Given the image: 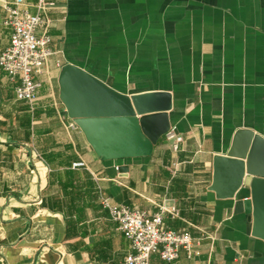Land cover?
<instances>
[{"label": "crops", "instance_id": "obj_1", "mask_svg": "<svg viewBox=\"0 0 264 264\" xmlns=\"http://www.w3.org/2000/svg\"><path fill=\"white\" fill-rule=\"evenodd\" d=\"M44 3L51 55L32 106L0 70V264H122L129 244L99 195L149 214L174 209L168 229L214 236L172 264H264L246 214L209 191L213 157L237 131L264 139V0ZM36 4L25 9L34 14ZM3 20L0 9V52L10 37ZM67 64L123 95L168 92L178 152L162 136L149 157L99 159L59 100ZM150 264L165 263L152 255Z\"/></svg>", "mask_w": 264, "mask_h": 264}, {"label": "water", "instance_id": "obj_2", "mask_svg": "<svg viewBox=\"0 0 264 264\" xmlns=\"http://www.w3.org/2000/svg\"><path fill=\"white\" fill-rule=\"evenodd\" d=\"M58 87L69 122L102 161L149 157L170 129L168 92L123 95L69 64L60 69ZM117 172L125 177L127 168ZM243 189L247 198L238 196ZM209 191L218 200L234 201L235 213L246 214L251 235L264 242V139L237 131L225 155L213 157Z\"/></svg>", "mask_w": 264, "mask_h": 264}, {"label": "built area", "instance_id": "obj_3", "mask_svg": "<svg viewBox=\"0 0 264 264\" xmlns=\"http://www.w3.org/2000/svg\"><path fill=\"white\" fill-rule=\"evenodd\" d=\"M48 5L37 0L35 13L25 9V0H0L4 13L3 25L10 30L9 45L0 52V70L11 82H16L15 99L33 105L40 82L35 77L42 73L51 55L49 45V21L45 16ZM171 143V151L178 152L182 138L169 129L165 134ZM73 169L86 168L83 162L72 164ZM99 204L109 219L117 225V230L129 244V252L122 264H150V257L156 255L165 264L174 263L180 252L188 257L194 254L203 239L213 242L214 236L200 232L194 239L186 231L168 229L163 218L166 214L175 217L174 209L158 207L149 214L126 205L115 204L104 195H99Z\"/></svg>", "mask_w": 264, "mask_h": 264}]
</instances>
